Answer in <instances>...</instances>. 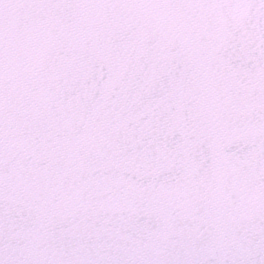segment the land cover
<instances>
[{
  "label": "snow or ice",
  "instance_id": "snow-or-ice-1",
  "mask_svg": "<svg viewBox=\"0 0 264 264\" xmlns=\"http://www.w3.org/2000/svg\"><path fill=\"white\" fill-rule=\"evenodd\" d=\"M0 264H264V0H0Z\"/></svg>",
  "mask_w": 264,
  "mask_h": 264
}]
</instances>
